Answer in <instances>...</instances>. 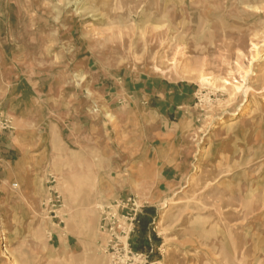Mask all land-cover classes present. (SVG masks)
<instances>
[{"label": "rangeland", "instance_id": "obj_1", "mask_svg": "<svg viewBox=\"0 0 264 264\" xmlns=\"http://www.w3.org/2000/svg\"><path fill=\"white\" fill-rule=\"evenodd\" d=\"M36 80L89 97L93 87L115 91L123 80L133 92L155 81L184 85L198 126L196 153L182 185L161 199L156 175L141 186L143 195L136 181L127 194L121 183L135 164L84 161L77 142L65 138L64 160L36 179V209L18 217L14 203L13 218L0 209V264H264V185L258 203L226 187L223 194L225 178L212 146L207 151L219 141L233 161L243 133L246 158L264 146V0H0V107L13 126L5 94L17 85L32 94ZM113 97L107 106L115 110ZM98 116L104 128H116L111 111ZM256 156L238 169L264 172V149ZM144 239L149 248L136 250ZM156 252L160 260H152Z\"/></svg>", "mask_w": 264, "mask_h": 264}, {"label": "crops", "instance_id": "obj_2", "mask_svg": "<svg viewBox=\"0 0 264 264\" xmlns=\"http://www.w3.org/2000/svg\"><path fill=\"white\" fill-rule=\"evenodd\" d=\"M100 77L98 75L94 81H99ZM125 83L126 80L120 82V88L115 91L110 85L100 90L93 87L94 94L89 97L74 92L66 94L64 88H60L56 82L46 86L36 80L32 86V94H27L19 85L14 88V94H5L2 104L15 117V129L0 134V194L5 196L0 201V209L5 216L13 218L11 207L14 203L18 204V217L20 211L36 209L32 196L41 193L36 179L42 180L44 168L54 169L53 163L64 160V152H67L65 138L77 142L84 161L135 164L129 172L131 176L125 174L126 178L121 183L122 191L127 194L136 191V181L140 186L137 191L143 195L144 189L141 186L153 175L159 180L161 199L182 185L192 169L196 153L193 134L198 126L195 115L191 112L194 108L191 94H188L184 85L171 86L155 81L145 86L138 85V90L133 92L127 90ZM110 94L116 96L113 97L117 105L115 110L111 104L107 106L106 98ZM92 101L102 107L99 111L101 114L111 111L117 122L116 128H104L101 125L98 119L100 113L92 111ZM150 116L155 117L152 124L147 121ZM48 120L50 123L45 126L44 122ZM109 124L110 122H105V125ZM245 138L244 133L237 136L232 145L237 153V158L233 161L230 160V152L225 151L219 141L214 140L209 144L207 151L212 146L209 156L217 157L215 162L225 178L221 183L223 194L226 187L228 194L244 197L243 202L250 199L258 203L256 198L261 191L259 188L264 185L261 181L264 172L238 168L247 161L255 162L257 152L262 151L264 146H255V153L246 158L242 154L244 150H240V142ZM227 162L231 163V169L226 171ZM48 177L52 179L53 173H49ZM13 182L19 183V191L12 188ZM262 196L263 200L264 192ZM227 208L229 206H223L222 210ZM153 211L146 210L140 216L141 223L137 226L136 238L149 224ZM151 228L154 230L152 225ZM55 236L61 240L60 234L56 233ZM158 242L162 244L163 241L160 238ZM151 258L160 260V253L156 252Z\"/></svg>", "mask_w": 264, "mask_h": 264}, {"label": "built area", "instance_id": "obj_3", "mask_svg": "<svg viewBox=\"0 0 264 264\" xmlns=\"http://www.w3.org/2000/svg\"><path fill=\"white\" fill-rule=\"evenodd\" d=\"M13 129V119L0 107V134L4 131H12ZM16 186L17 184H14V187ZM128 201L130 203L131 199H129ZM132 210H134V208H132ZM135 216L136 215L134 214L132 221L135 220Z\"/></svg>", "mask_w": 264, "mask_h": 264}, {"label": "trees", "instance_id": "obj_4", "mask_svg": "<svg viewBox=\"0 0 264 264\" xmlns=\"http://www.w3.org/2000/svg\"><path fill=\"white\" fill-rule=\"evenodd\" d=\"M140 222H141V221H140ZM153 237H154L155 240H156V236H155V234H154ZM133 247H134L136 250H143V251H144L145 249L149 248L148 244H146L145 241H139V242L133 244Z\"/></svg>", "mask_w": 264, "mask_h": 264}, {"label": "bare ground", "instance_id": "obj_5", "mask_svg": "<svg viewBox=\"0 0 264 264\" xmlns=\"http://www.w3.org/2000/svg\"><path fill=\"white\" fill-rule=\"evenodd\" d=\"M203 81L205 80H209V78H207V77H205V76H202V78H201ZM211 82V81H210ZM226 85H230V82L229 81H225L224 82ZM240 89V87H235V91L236 90H239ZM237 121H231V122H229L226 126L228 127V126H232V125H234L235 123H236ZM6 249H7V251H8V247L6 246ZM10 255L12 256V253H10Z\"/></svg>", "mask_w": 264, "mask_h": 264}]
</instances>
